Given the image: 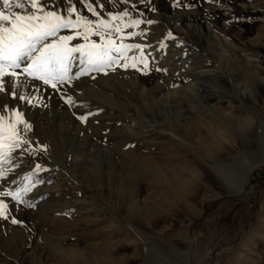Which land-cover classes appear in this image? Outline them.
Segmentation results:
<instances>
[{
    "label": "bare ground",
    "instance_id": "bare-ground-1",
    "mask_svg": "<svg viewBox=\"0 0 264 264\" xmlns=\"http://www.w3.org/2000/svg\"><path fill=\"white\" fill-rule=\"evenodd\" d=\"M80 1L47 0V8L51 10L56 7L57 11H61V7L68 10L75 6L81 15L87 17ZM88 1L100 10L96 0ZM143 1L146 6H140L137 11L149 10L152 22L142 29L125 32L126 37L122 42L126 40L129 45L148 43L153 51L154 42L159 40L156 31L168 27L179 34L185 28L188 34L196 36L199 46L212 52L213 58L206 61L192 55V62L187 61L185 65L183 62L191 57V53L169 58L174 59L172 65L175 67L182 62L183 74L169 75V79L162 84H156L145 92L138 91L144 101L137 105L139 118H135L134 122L138 127L140 142L137 147L126 150L121 149L123 143L117 142L113 134L117 129L121 132L130 127L128 111H131V99L120 97V90L125 78L128 83L123 87L136 89L137 84L133 80L134 68L124 67L123 59L103 71H96L81 63L80 53H73L69 70L72 79L58 84L56 89L24 73L26 64L16 69L18 77L4 76L0 115L19 112L28 125L27 128L25 123L17 125L20 137L33 140L36 147L31 148L33 153L40 158L50 157L61 165L62 170L50 177V186L36 191L33 204L24 202L27 211L21 222L4 228L0 223V234L3 233L0 236V264H15L14 258L18 259L17 264H43L39 243L36 242L32 254L25 253L30 245L27 239L30 233L24 221H31L33 213L28 209L32 206L37 208L39 202L50 195L49 189L62 188L70 193L73 201L64 207H49L47 212L51 211V216L58 217L66 227L84 225V235L88 241L82 248L78 244L76 248L66 247L64 241L68 239L67 235L57 236L39 229L41 239H45L46 244L55 251L57 264H123L122 249L133 244L135 249L140 248L137 244L139 233L130 227L129 240L121 238L123 218L133 224L141 220L143 226L139 232L143 238L155 240L158 237L156 240L163 264H188L189 256L195 253V246L190 250L181 249L176 241L167 237L166 222L191 221L202 214L201 206L207 199L245 192L248 183L246 173L241 168L234 170L235 167L233 169L224 157L240 153L243 157L247 154V130H251L254 119L247 115V99H242L241 95L244 93L247 97L249 94L254 98L255 89L264 87V66L259 61L260 50L264 48L261 42L264 23L259 28L256 40H245V33L235 19L245 20L247 17V27L251 24L248 17H263L264 20V0L262 7L254 3L239 6L236 0L220 1L233 6V11L227 13L217 10L215 7L218 5L205 9H176L174 1L170 0ZM100 2L102 4V0ZM73 16L75 18V14ZM203 16H214L229 22V42L219 37L214 24L211 23L214 29L208 30L202 23ZM77 31L79 29L76 28L61 29L59 35H75ZM234 37H238V40ZM68 43L69 46H76L85 41L76 38ZM242 43L244 47H241ZM242 52L247 54L243 56ZM128 55L137 56L138 52L131 49ZM253 57L257 61L252 60ZM158 75L154 70L146 80L152 83ZM221 85L228 86L231 94H237L240 101L234 96L221 94ZM165 86L173 88L177 95L159 98L157 92ZM69 97L73 100L72 104L67 103ZM202 97L206 98V102H201ZM81 116H87V121L81 120ZM102 131L108 132V143L100 142ZM152 146L156 147L155 152L152 150L153 154L143 152L144 148L149 151ZM16 158L11 152L7 159L0 161L1 191L10 188L11 176L21 173L17 165L19 163L21 166L22 161ZM124 158L133 162L136 175L132 171L125 177L124 166L120 162ZM243 159L244 164L240 163L242 168L246 165V156ZM145 177L148 179L144 180ZM138 178L151 186L153 194L142 198L139 188L129 187V182ZM56 195L55 192L52 194L53 197ZM262 203L264 206V195ZM79 204L89 208L84 210ZM257 219L264 222V214ZM101 221H105L104 226L91 229L90 225L97 226ZM32 226L38 228V222L33 220ZM256 235L263 236L260 224H252L239 246L249 250ZM85 249H95L98 253L92 254V250L87 252ZM193 264L200 263L194 261Z\"/></svg>",
    "mask_w": 264,
    "mask_h": 264
},
{
    "label": "rangeland",
    "instance_id": "rangeland-1",
    "mask_svg": "<svg viewBox=\"0 0 264 264\" xmlns=\"http://www.w3.org/2000/svg\"><path fill=\"white\" fill-rule=\"evenodd\" d=\"M96 1L99 3L100 10H98L95 6L93 8H95V10L99 13L102 12L100 13L99 17L93 15V13L90 12L86 6L88 3L92 2L88 0L80 1L81 5H83L82 7L85 8L84 12L86 13L87 18L90 20H111V15H119L124 12H128L130 17L133 16L132 18L128 16L125 17L123 21H113V25L121 24V26L123 27V25L127 24V22L129 23L130 21L134 20L141 21L135 27H123V32L120 34L113 32L110 37L106 34L105 38L113 39L114 41H116L117 45L121 43V35L126 37V34H124L125 32L128 33L130 30L135 28L142 29L145 27L146 24L152 22L149 10L144 9L141 10L142 12L140 11L141 13L138 12L140 10L139 7L145 5V2L143 0H102V4L100 0ZM170 1H174V8L176 9H205L208 6L218 5L215 8L219 11H223L225 13L233 11V6L226 5L225 3L223 4V2H220L223 0ZM236 1L239 6L252 3L256 4L258 7L263 6V0ZM116 2L118 3L115 4ZM100 4L102 5V7L100 6ZM131 5L133 6V8H136L135 11L132 10L133 8H131ZM50 9H54V11H57L56 7ZM137 9L139 10L137 11ZM65 10L66 9L64 7H61V11L59 12L63 13L66 16L67 10ZM203 17L204 18H202V23L208 28V30L209 28L214 29V27H217L216 30L219 31V37L225 42H229V36L227 34L229 32V22H226L223 19H217L214 16V18L211 16ZM73 19H75L74 16ZM248 20L251 22V24L249 25L250 28L247 27V23H245V21H247V17L245 18V20H240L238 17L235 19L236 23H239L238 27H240L241 30H243V32L245 33V40H256L257 35L259 33V28L264 23L263 17H248ZM211 23L214 24V27ZM164 28L162 30L156 31L155 33V35L157 34L159 36V40L154 42L155 44L153 45L155 50L152 51V48H149L148 43L139 44L142 46L143 53L147 58L148 67L145 68L143 64L138 63L137 67L134 68L133 80L135 85L137 84L138 88L137 86L136 89L127 88L125 86L123 87V85L128 83L127 78H125V84L123 83L121 87L120 97H130L132 104L131 111H128L130 116V127H126L125 131L121 132L117 129L116 131L118 133L116 131L113 133L115 134V136H113L117 140V142L123 143L121 148L123 150H126L132 146L137 147L139 144L138 142H140L138 141L140 140V137H138L140 135L137 133L138 127L136 126L137 124L134 122H136L135 118H139V108L137 105H141V103H144V101H142L143 98L141 97V92H139V97L138 91L145 92L147 90H150L152 87L156 86V84H162L163 82L169 79V75L181 76L183 74V72H181L182 62L179 66L176 67L175 65H172L175 57L178 58V54L184 56L188 53H191V57L186 58V60L183 62L184 65L187 63V61L189 63L192 62V55L197 56L199 60H203V58H205L206 61H208L207 58H213L212 52L209 50H205L204 48H202V46H199L200 44L199 42H197L196 36H194L193 34H188L185 28H182L181 33L179 34L175 33L168 27H166V29ZM249 29L250 31H248L247 33V30ZM108 31L110 32L111 29H109ZM79 32L82 33L83 30L79 29ZM77 38L83 39V36L80 35ZM234 38L237 39L238 37ZM89 40L95 41L98 44L101 41L100 37L96 35H91L89 37ZM261 42L264 43V35L261 39ZM123 43L127 44V41L125 40V42ZM243 45L244 43H242L241 47H244ZM137 52V57H139L140 53L139 51ZM260 52L261 55L259 57V61L264 66V48H262ZM242 54L244 56L247 53L242 52ZM113 55L116 54L114 53ZM171 56H173V60L169 59L171 58ZM251 59L257 61V59L254 57ZM214 63L216 65H219L216 60H214ZM154 70L159 75L154 79L152 83H149L146 80V77ZM221 87V94L234 96L237 100L240 101V98L237 94H231L228 86L221 85ZM177 88L178 86L176 87V89ZM157 93L158 95H156L159 98H169L172 97V95L175 96L176 94L173 88L166 86ZM241 97H243L242 99H247V115L253 117L254 119V124L252 125L251 130H247V154L245 155L246 165L243 168L241 166L244 164L243 158H245V156L242 157V153H240V155L237 154L238 156L235 154L231 157H224V159H226L227 162L232 165L233 169L235 167L234 170L241 168L246 173L248 177V183L245 192L240 195L221 194L217 197L207 199L201 206L203 208L202 214L197 218L192 219L191 221L184 220V222H182L180 220H170L166 222V233L168 234L167 237L173 241H176L181 247V249L183 248V250H190L193 246H195V253L189 256L188 264H193L194 261H198L200 264H264V222H259L257 219L260 215L264 214V206L262 203V197L264 195V87H259L255 89L254 98H251L252 96H250L249 94H247L246 97L244 93H242ZM153 100H155V97L153 98ZM254 100H256L257 102L254 103ZM201 102H206V98L202 97ZM207 119L210 120L209 117H207ZM107 135L108 132L102 131L100 142L108 143L109 140L106 137ZM21 140L26 142H22L20 146L14 147L11 151L12 155L15 158L17 157V161H22L20 163L21 166L19 165V163L17 165L21 173L19 175H16L19 177H16L14 175L11 176L9 178V180L11 181V185H9L10 188H4V192L0 190V193L17 192L24 187H28L29 190L27 192H22L21 198L19 200H14L11 196H0V200H3L8 205L7 218L5 219L4 217H0V223L2 228L12 226L13 218H15L17 221H20L25 211H27V209L25 210L24 208V202L29 201L31 204H33L36 199V191L40 190V188L45 190L47 186H50L52 184V179H50V177L53 174H56L57 172L62 170L61 165L57 162L55 163V160L51 159L50 157L43 156L40 158L39 156H36L33 153L32 149H36L33 140H27L24 138H21ZM147 150V148H144L143 152L146 151L147 154H153V151H156V147L152 146L149 151ZM128 160L129 159L127 158H124L123 162L122 160H120L121 165L124 166L125 177H128L130 172H132L134 169L133 162H129ZM235 163L238 165H236ZM240 163L242 164L240 165ZM37 166H39V170H37ZM132 173L136 175L134 171ZM28 177H30V179H28ZM46 179H50V181H46ZM146 179L148 178L145 177L144 180ZM129 187L131 189L139 188L141 191L140 196L142 198H144L148 194H153L151 186H149L146 181L144 182L139 178L135 181L131 180V182H129ZM48 191L50 195H48L46 198H43L39 202L37 208H34V206H32L30 209H28L33 214L31 221H27V219L26 221H24V226L26 227V230H28L30 233V236H28L27 238L30 241V245L25 250V253L32 254V250L34 246H37V242L39 243L38 250L42 252L41 254L43 264H57L58 262L54 260L55 251L49 244H46L45 239H41L40 233L38 232L39 229H42L44 232L51 233L57 236L67 235L68 239L64 241L66 247L76 248V244H78L79 247L82 248L87 244L88 241L84 235V225L78 224L77 226L66 227V225L58 217L51 216V211L47 212L49 207H64L68 205L69 201H73L70 193L64 192L62 188H55V190L49 189ZM62 191L64 192V194ZM54 192L57 193L55 197L52 196ZM80 192L81 191H79V193ZM74 194H76V192H74ZM80 195L82 196V192L80 193ZM80 206L83 207L84 210L89 208L85 205L82 206V204ZM47 216L48 218H46ZM53 217H56V219L54 220ZM33 220H36L38 222V228H34L32 226ZM136 223L133 224L128 219L123 218V234L121 238L124 241L129 240L128 230L130 227L133 231L139 233L140 239L137 242L138 246H140L139 249H135L134 244L125 249H122L121 257L123 258V264H163L161 261L162 257L159 253V245L156 240V238L158 237L155 236V240H148L146 238H143V236L140 234L141 232H139L140 229H142L143 223L141 220H137ZM97 224V226L90 225L91 229L93 230L98 227L100 228L99 225L104 226L103 224H105V221L98 222ZM252 224L261 225L263 236H254L255 242L249 245L250 249H242V247L239 246L240 241L243 236L248 232V230L252 227ZM9 230L10 229H8V231ZM2 235L3 233L0 234V236ZM240 235L241 237L239 239L238 237ZM98 240H101V238H98ZM142 247L145 249H142ZM85 250L87 252L92 250V254L98 253V251H95V249ZM238 252H241V254H239ZM14 262L15 264H17L18 259L14 258Z\"/></svg>",
    "mask_w": 264,
    "mask_h": 264
},
{
    "label": "snow or ice",
    "instance_id": "snow-or-ice-1",
    "mask_svg": "<svg viewBox=\"0 0 264 264\" xmlns=\"http://www.w3.org/2000/svg\"><path fill=\"white\" fill-rule=\"evenodd\" d=\"M86 6L93 15L100 16L91 3ZM128 16L129 13L124 12L111 15V20L93 21L81 15L75 6L70 7L65 16L59 11L48 10L47 0H0V92L4 91L2 78L18 77L16 69L22 64H26L23 72L28 76L56 89L58 84L72 79L69 70L73 53H80L81 63H86L88 69L96 71H103L106 67L118 64L121 59L125 61L123 66L126 68H136L138 63L147 68L148 61L141 45L123 43V35L120 36L119 45L113 39L105 38L106 34L109 37L113 32L120 34L123 27H135L141 22L130 21L123 27L121 24L113 25V21H123ZM72 28L83 29V32L77 31L76 35H59L61 29ZM80 35L85 43L69 46L68 42ZM91 35L99 36L102 43L90 42ZM131 49L139 51V57H130L128 53ZM114 53L116 55H113ZM67 103H73L71 97L67 99ZM80 119L86 122L88 117L81 116ZM20 123L25 122L19 112L0 115V161L7 159L14 147L26 142L21 140L17 129ZM25 127H28L26 123ZM28 190V187H24L17 192L0 193V196H11L14 200H19L21 193ZM7 209L8 205L0 200V217L7 218ZM12 223L19 221L13 218Z\"/></svg>",
    "mask_w": 264,
    "mask_h": 264
},
{
    "label": "water",
    "instance_id": "water-1",
    "mask_svg": "<svg viewBox=\"0 0 264 264\" xmlns=\"http://www.w3.org/2000/svg\"><path fill=\"white\" fill-rule=\"evenodd\" d=\"M241 235L238 237L240 239Z\"/></svg>",
    "mask_w": 264,
    "mask_h": 264
}]
</instances>
